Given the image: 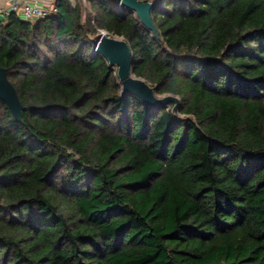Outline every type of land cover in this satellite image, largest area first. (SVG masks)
<instances>
[{"label": "trees", "instance_id": "obj_1", "mask_svg": "<svg viewBox=\"0 0 264 264\" xmlns=\"http://www.w3.org/2000/svg\"><path fill=\"white\" fill-rule=\"evenodd\" d=\"M89 2L0 23V264H264V0H155L158 36ZM100 30L175 111L121 93Z\"/></svg>", "mask_w": 264, "mask_h": 264}, {"label": "water", "instance_id": "obj_2", "mask_svg": "<svg viewBox=\"0 0 264 264\" xmlns=\"http://www.w3.org/2000/svg\"><path fill=\"white\" fill-rule=\"evenodd\" d=\"M120 7H125L135 12L139 21L155 36H158L157 29L151 17V9L155 0H118ZM6 15L0 12V23ZM95 50L107 59L108 64L116 66L117 77L121 85L122 94H132L138 97L148 106L161 107L173 102L172 110L175 111L179 99L173 94L158 96L154 87L145 79L137 77L131 71L132 54L127 41L109 33H99L94 39ZM0 99L5 102L14 119L22 121L24 106L21 103L14 85L7 76L5 67L0 66Z\"/></svg>", "mask_w": 264, "mask_h": 264}, {"label": "built area", "instance_id": "obj_3", "mask_svg": "<svg viewBox=\"0 0 264 264\" xmlns=\"http://www.w3.org/2000/svg\"><path fill=\"white\" fill-rule=\"evenodd\" d=\"M72 3H75V0H70ZM117 8L120 7L118 0ZM57 10L55 6V0H51L48 4L42 3L40 0H9L8 5L4 8L0 7V12H16L23 20L34 21L45 17L49 14L55 13ZM99 33H108L105 30H100ZM96 38V37H95ZM94 38V39H95ZM93 39V41H94Z\"/></svg>", "mask_w": 264, "mask_h": 264}, {"label": "rangeland", "instance_id": "obj_4", "mask_svg": "<svg viewBox=\"0 0 264 264\" xmlns=\"http://www.w3.org/2000/svg\"><path fill=\"white\" fill-rule=\"evenodd\" d=\"M79 2L81 3V8H82V20L85 21V19L87 17V13L90 11L91 4H90L89 0H79ZM95 37H93V39ZM112 68H113V70H116V66L115 65ZM159 96H163V95H159Z\"/></svg>", "mask_w": 264, "mask_h": 264}, {"label": "crops", "instance_id": "obj_5", "mask_svg": "<svg viewBox=\"0 0 264 264\" xmlns=\"http://www.w3.org/2000/svg\"><path fill=\"white\" fill-rule=\"evenodd\" d=\"M42 3L44 4H48L51 0H40ZM9 0H0V7H5L6 5H8Z\"/></svg>", "mask_w": 264, "mask_h": 264}]
</instances>
